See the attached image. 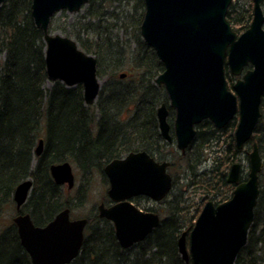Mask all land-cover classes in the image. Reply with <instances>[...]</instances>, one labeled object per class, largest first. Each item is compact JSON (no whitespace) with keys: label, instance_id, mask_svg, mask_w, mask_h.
<instances>
[{"label":"trees","instance_id":"trees-1","mask_svg":"<svg viewBox=\"0 0 264 264\" xmlns=\"http://www.w3.org/2000/svg\"><path fill=\"white\" fill-rule=\"evenodd\" d=\"M115 1L118 0H90L82 18L89 22L70 24L71 36L82 50L97 58L98 76L107 80L93 106H86L82 85L67 88L55 82L47 88L46 46L43 32L36 27L31 15L33 0H5L2 5L0 211L12 204L15 189L28 178L33 179L34 187L25 212L32 216L36 226H46L66 208L72 210V203L64 198V188L57 186L51 177L53 164L70 162L83 173L97 170L104 175L111 161L131 152L145 151L158 161L170 160L174 168H177L176 159L182 158L186 162L187 197L176 179L167 208L164 207L165 218L144 242L128 250L122 249L114 225L93 216L88 218L81 254L71 264H193L191 260L184 261L178 245L182 233L192 230L201 212L188 206V193L197 186L205 193L215 191L212 196L218 203L229 198L225 192H218L225 187L229 190L227 170L232 157L240 153L234 141L236 122L233 120L222 130L229 139L228 155L221 158L219 172L213 171L217 179L202 177L209 173V170L201 172V167L209 159L213 143L219 141V131L205 121L186 156L178 151L175 143L168 144L162 139L157 111L167 93L154 81L164 72V65L142 40L139 25L144 15L135 26L136 42L131 41L133 44L129 47L124 40H116L108 33L112 24L107 25L109 17L105 15H111L109 11ZM251 1L236 0L230 6L227 17L234 28L249 24L253 12ZM140 3L144 11V1ZM126 60L135 62L134 70L130 77L127 75L129 79L121 80L119 70ZM104 62L108 64L106 68ZM261 111L262 119L253 136L260 151L264 148V98ZM43 127L45 150L41 157H36ZM202 130H206L207 137ZM246 153L248 155L250 150ZM215 181L220 184L216 185ZM263 203L264 190L255 210L248 244L235 264H264V216L260 214L264 212ZM0 264H32L13 225L0 234Z\"/></svg>","mask_w":264,"mask_h":264},{"label":"water","instance_id":"water-1","mask_svg":"<svg viewBox=\"0 0 264 264\" xmlns=\"http://www.w3.org/2000/svg\"><path fill=\"white\" fill-rule=\"evenodd\" d=\"M253 22L243 34L233 30L228 20L233 0H144L145 14L140 33L165 70L158 77L175 110L174 134L183 154L194 141L196 126L209 120L215 128H225L237 114L236 147L241 151L261 119L264 97V0H253ZM5 0H0V9ZM90 0H33L31 15L43 32L46 44V71L49 81L66 87L83 86L84 101L93 105L102 89L98 60L80 49L66 36L51 33V21L61 12L78 13ZM233 76H242L229 89L225 66ZM126 75H121V79ZM169 110L158 109L162 138L173 142ZM40 140L36 155L40 156ZM247 181L240 182L241 164L232 166L228 182L236 184L230 200L215 205L208 202L195 226L179 239V252L193 264H235L248 244L260 197L263 159L257 142L253 145ZM168 162L159 163L147 152H131L110 162L104 173L110 183V208L99 206L100 217L114 223L115 235L123 249L143 242L161 224L158 214L144 212L131 200L145 196L164 200L173 188ZM51 176L59 186H75L69 162L51 166ZM33 188L32 179L20 183L13 199L20 210ZM22 247L32 264H71L80 255L88 219H71L70 209L60 212L44 227L36 226L29 214L14 219ZM189 237V244L187 242Z\"/></svg>","mask_w":264,"mask_h":264},{"label":"rangeland","instance_id":"rangeland-1","mask_svg":"<svg viewBox=\"0 0 264 264\" xmlns=\"http://www.w3.org/2000/svg\"><path fill=\"white\" fill-rule=\"evenodd\" d=\"M141 9H142V5L140 3V0L115 1L112 4V7L110 8L109 11V13L111 12V15H108V13L105 15L106 17H109V21H107L109 23H107V25L112 24L111 26H109V30L111 32L108 33L111 34L112 37L115 38L116 40H120V41L124 40L125 43H127L126 45H128V47L132 45L133 43H131V41L136 42V36H137L135 35L136 34L135 26L139 24V20L145 14V4H144V11ZM84 14H85V9L74 14H70L65 11L58 13L52 20L50 31L55 35H62L75 40V38H73V36H71L70 34L71 33L70 24L78 23V21H82L83 24L85 22H89V20L82 19L84 17ZM124 25L127 26V28L124 27ZM139 28H141V25H139ZM132 48L134 49V45L132 46ZM0 58L3 59V56H1ZM132 64H135V62L128 60L124 61L122 64L123 65L122 69L119 70V75L126 74L130 77L131 76L130 72L134 70ZM106 66H108V64L107 62H104V68H106ZM162 74L163 72L160 73V75ZM160 75H158V77ZM129 77H126L121 80L129 79ZM158 77L156 78V80L158 79ZM156 80L154 81L155 85H157ZM106 81L107 80L104 79L100 80L102 86L106 84ZM51 87L52 84L48 83L47 88L50 89ZM229 88L230 90H233L232 87ZM164 90L166 92L165 88ZM164 98L165 101L162 102V104L165 103L168 107H170V100L168 94ZM175 118H176L175 110L170 108V117H169L170 124L172 125L174 124ZM238 119H239V114L235 116L234 121L237 123ZM219 132L223 133V131H219ZM40 137L41 138L45 137L44 127L42 129V133ZM213 155L214 154L209 155V160L201 168V172L204 170H210L212 168ZM261 155L264 160V148L261 150ZM239 157L242 159L245 174H248L249 163L246 159V156L242 155ZM185 164L186 162L182 158H177L176 159L177 168H175V170L177 172L176 174L179 175L181 178L179 181V188L182 187L183 191L184 192L186 191L185 195L187 197V191L189 189L187 188L188 181L186 179L187 172L185 170ZM72 165L76 177L75 188L72 190L66 188L63 191L65 200L71 202L73 206L71 211L72 219H84V218H90L96 216L98 214V206L105 201L106 193L110 187L109 183L107 184V180H106L107 178L97 170H94L93 172L90 173H83L75 164ZM260 187L262 193L264 190V169L260 175ZM198 199H200V197H198ZM136 204L144 211L147 209H157L161 214H164L162 216H164L163 218H165V213H164L165 209L162 210L163 206L161 205H156L150 200H141L140 202L139 201L136 202ZM16 208H17L16 204L13 202L7 207L2 208V211H0V234L6 231L9 226L13 225V219L17 216ZM260 214L262 217L264 216L263 211H261Z\"/></svg>","mask_w":264,"mask_h":264},{"label":"flooded vegetation","instance_id":"flooded-vegetation-1","mask_svg":"<svg viewBox=\"0 0 264 264\" xmlns=\"http://www.w3.org/2000/svg\"><path fill=\"white\" fill-rule=\"evenodd\" d=\"M263 12H264V3H263ZM252 21H253V12H252V17H251V19L249 20V24H247L246 26H243L242 28L241 27H235L234 29H235V31L237 32V34H238V36H240L243 32H245L249 27H250V25H251V23H252ZM243 30V31H242ZM240 32H242V33H240ZM250 69H252V66L251 65H249V66H247L246 68H245V71H244V73H243V75L248 71V70H250ZM226 74H227V79H228V81H229V86L230 87H232L233 88V86H234V84L239 80V79H242V77H243V75L242 76H239V77H235V76H232V74H231V72L230 71H228L227 70V72H226ZM121 77V76H120ZM232 84V85H231ZM165 104V103H164ZM162 105V104H161ZM167 108H168V110H169V117H170V108L167 106ZM157 118H158V111H157ZM169 120V119H168ZM238 121H239V119H238ZM170 123V122H169ZM205 122H203V123H201L200 125H197L195 128L197 129V134H198V130H199V128H200V126L201 125H203ZM158 124H159V121H158ZM212 124V123H211ZM238 124V122L236 123V125ZM171 125V136H172V138H173V142L172 143H169V142H167V141H165L163 138V140L166 142V143H168V144H173V143H175V144H177V140H176V138H175V134H174V124L172 125V124H170ZM213 125V124H212ZM214 126V125H213ZM237 127V126H236ZM214 128H215V126H214ZM216 129V128H215ZM159 130H160V128H159ZM217 131H222L223 129H221V130H219V129H216ZM203 131V133L205 134L204 136L205 137H207L208 135H207V132H206V130H202ZM226 132L225 131H223V133H220V132H218V134H219V141L217 142V144L216 143H213L214 145V148H211V153L209 154V155H211V154H214L213 155V166H212V168L214 169L215 168V170H209V171H207V172H209V173H206V174H203L202 175V177H204V178H206V179H213V180H215V178L217 179V175H216V172H213V171H218L219 172V170L221 169L220 168V165H222V163L220 162V160H221V158H223V156L224 157H227V155H228V144H229V139H228V137H227V135L225 134ZM160 134H161V132H160ZM197 136V135H196ZM254 136V135H253ZM253 136H252V138H251V140L249 141V142H247L246 144H245V146L243 147V149L241 150V151H238V152H240L239 153V155H237V156H235V157H232V158H234L233 159V162L230 164V166L228 167L229 169L227 170V184H228V187H229V190H227L226 189V187L225 188H220L219 189V192H218V194H221V193H224L225 192V196H227V197H229L226 201H228V200H230L231 198H232V195H233V192H234V190H235V188H236V184H231V183H229L228 182V179H229V175H230V172H231V169H232V166L234 165V164H241V177H240V182H244V181H247V179H248V175H249V172H250V158H249V156H250V154L252 153V151H253V145H254V143H255V141L253 140ZM162 137V136H161ZM196 138V137H195ZM195 140V139H194ZM234 141H235V146H236V138H235V134H234ZM194 142V141H193ZM192 142V143H193ZM39 145V144H38ZM249 146V147H248ZM37 149V148H36ZM236 149H237V147H236ZM44 150H45V144H44V149H43V152H42V154L44 153ZM248 150H250V153L247 155V151ZM186 153H187V151H186ZM186 153L185 154H183V153H181L183 156H186ZM42 154L40 155V157L42 156ZM35 155H36V150H35ZM150 155V154H149ZM242 155H244V156H246V159H247V161H248V163H249V172H248V174H245V170H244V165H243V163H242V159L239 157V156H242ZM151 156V155H150ZM216 156H217V158H216ZM152 157V156H151ZM154 158V157H153ZM211 158V157H210ZM157 162H159V163H164V162H168L170 165H169V167L167 168V171H168V173L172 176V179H173V186H174V181L177 179V181H178V184H179V181H180V176L179 175H177L176 173V170H175V168H174V164L172 163V161H170V160H165V161H158L156 158H154ZM209 160V159H208ZM207 160V161H208ZM207 161L206 162H204L203 164H202V167L204 166V164H206L207 163ZM218 162V163H217ZM263 164H264V160H263ZM201 167V168H202ZM50 169H51V167H50ZM205 171V170H204ZM203 172V171H202ZM50 173H51V171H50ZM199 174H202V173H199ZM198 176V175H197ZM106 177V176H105ZM107 178V177H106ZM199 178H201V176H199ZM189 179V178H188ZM107 180V184L109 183V180L108 179H106ZM215 184L216 185H219L220 183L219 182H216L215 181ZM110 185V184H109ZM33 187H34V185H33ZM194 187V188H193ZM192 187V192L191 191H189V196H188V206H194L193 208H195L196 207V209H200L201 210V212H202V210L204 209V207L206 206V204L208 203V202H210V201H212L215 205H219L220 203H218L219 202V200L218 199H215L214 198V196H212V195H214V194H216V192L214 191V192H208V193H205L204 191H202L200 188H196L195 186H193ZM64 189H66L67 187H63ZM109 189H110V187H109ZM109 189H108V191H109ZM196 190V191H195ZM108 191H107V193H106V198H105V201L104 202H102L101 204L102 205H104L106 208H110L114 203L111 201V199L109 198V196H108ZM172 191H173V188H172V190H171V192L169 193V195L162 201V202H155V201H153V200H151L150 198H148V197H145V196H139V197H136L134 200H133V202H134V204L136 205V206H138L137 204H136V202H140L141 200H150L151 202H153V203H155L156 205H161V206H163V208H162V210L163 209H165V208H167V206H166V202L168 201V199H169V197L171 196V194H172ZM214 193V194H213ZM31 194H32V191H31V193L29 194V197H28V199H27V201H26V203H25V205L20 209V210H18L17 208V215L19 216V215H24V214H29V213H26L25 212V207H26V205H27V202H28V200H29V198L31 197ZM198 197H200V199H198ZM13 202H14V200H13ZM12 202V203H13ZM223 202H225V201H223ZM15 203V202H14ZM100 204V205H101ZM99 205V206H100ZM99 206H98V214L96 215V216H98L99 218H101L100 217V211H99ZM166 206V207H165ZM17 207V206H16ZM139 207V206H138ZM165 207V208H164ZM149 210H151V211H153L154 213H156V214H158L160 217H161V219L163 220L164 218V216H162V215H164V214H161L157 209H149ZM200 212V213H201ZM59 214V213H58ZM57 214V215H58ZM30 215V214H29ZM56 215V216H57ZM200 215V214H199ZM32 217V216H31ZM199 217V216H198ZM55 219V218H54ZM101 219H103V218H101ZM198 219V218H197ZM50 223V222H49ZM48 223V224H49ZM188 236H187V241H188ZM178 245H179V241H178Z\"/></svg>","mask_w":264,"mask_h":264},{"label":"bare ground","instance_id":"bare-ground-1","mask_svg":"<svg viewBox=\"0 0 264 264\" xmlns=\"http://www.w3.org/2000/svg\"><path fill=\"white\" fill-rule=\"evenodd\" d=\"M14 226L16 227V225L14 224ZM16 229H17V227H16ZM17 232H18V230H17ZM19 235V234H18ZM20 238V237H19ZM20 242H21V240H20ZM22 246V245H21Z\"/></svg>","mask_w":264,"mask_h":264}]
</instances>
